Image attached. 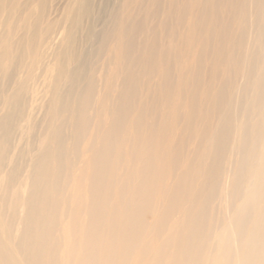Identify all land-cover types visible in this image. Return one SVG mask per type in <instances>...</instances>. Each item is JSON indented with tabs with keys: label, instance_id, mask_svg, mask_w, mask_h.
Returning a JSON list of instances; mask_svg holds the SVG:
<instances>
[{
	"label": "bare ground",
	"instance_id": "obj_1",
	"mask_svg": "<svg viewBox=\"0 0 264 264\" xmlns=\"http://www.w3.org/2000/svg\"><path fill=\"white\" fill-rule=\"evenodd\" d=\"M0 264H264V0H0Z\"/></svg>",
	"mask_w": 264,
	"mask_h": 264
}]
</instances>
